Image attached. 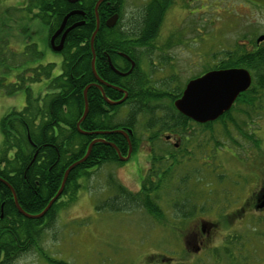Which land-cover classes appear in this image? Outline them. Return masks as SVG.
I'll return each mask as SVG.
<instances>
[{"label":"rangeland","instance_id":"1","mask_svg":"<svg viewBox=\"0 0 264 264\" xmlns=\"http://www.w3.org/2000/svg\"><path fill=\"white\" fill-rule=\"evenodd\" d=\"M15 1L0 0V24L6 23V28L0 25L3 27L0 34V120L10 110L20 109L25 103L24 91L12 96L5 92L7 85L12 84L7 75L13 73L17 76L25 66V58L20 56L21 44L28 41L25 35L31 36L42 48L44 62L59 63L57 53L49 48L47 27L37 20H30L35 11L26 15L21 9L27 0ZM138 1L122 0L123 23L137 11ZM225 1L218 3L216 9L206 10L202 6L199 18L188 20H181L185 12L164 6L160 28L164 39L159 47H166L162 53L156 54L166 56L170 63L167 73L161 75L162 79L167 75L174 79L169 90H165L167 93L173 94L189 79L216 65L217 59L223 57L222 52L240 44L250 50V42L264 36V10L256 11L238 2L230 5L229 0ZM16 32L20 42L13 38ZM171 34H174L172 39L168 37ZM35 63L29 64L36 66ZM13 75L15 80L17 77ZM30 89L33 95L39 91L41 96L44 92L39 85H32ZM168 103L167 100L160 101L164 106ZM258 106L260 111L249 110V119L234 112L231 114L242 129L227 124L225 131L219 125L210 131H200V143L192 142L191 147L198 146L194 149L196 158L188 161L189 153H185L186 157L173 159L179 164L174 166L178 180L174 179L170 185L159 187L155 192H148L157 206L165 211L175 202L171 189H179L185 196L192 195V199L185 201L188 208L191 205L190 209H195L191 217L182 222H189L187 225H180L181 220H173L168 212L165 214L167 218L163 216L156 221L141 208L122 212L95 210L96 205L101 206L116 194L114 187H122L129 194L141 190L139 179L147 165L143 153L140 162L137 154H133L128 162L106 163L88 178L78 180L80 187L76 199L59 208L53 224L42 234L39 249L24 253L16 264H264V221L256 215L246 219L247 222L244 220L243 224V219L238 220L239 213H229L240 207L261 182L255 178L254 164H264V98ZM144 126L145 121L141 118L134 128L140 146L145 142ZM209 139L212 145L207 153ZM256 141L260 152L254 148ZM1 142L0 135V148ZM143 150L145 146L139 148V151ZM158 154L163 152L158 151ZM111 203L113 207L123 204ZM125 206L129 207L127 203ZM200 219L215 220L219 227L211 236L208 248H202L199 253L184 251V241L189 240L192 245L189 239L195 230L192 228L194 224L199 225Z\"/></svg>","mask_w":264,"mask_h":264},{"label":"trees","instance_id":"2","mask_svg":"<svg viewBox=\"0 0 264 264\" xmlns=\"http://www.w3.org/2000/svg\"><path fill=\"white\" fill-rule=\"evenodd\" d=\"M97 2L98 0H77L73 4L67 0H27L25 2L23 11L26 15L35 11L30 20H37L48 27L47 40L70 12L79 11L82 15H70L67 19L68 25L80 22L83 24L67 32L64 48L60 54H57L58 65L52 61L44 62L42 48L38 47V43L32 40L31 36L25 35L24 37L28 36L26 37L28 41L21 44L23 46H21L20 54L25 58L23 60L25 66L19 70V75L14 76L13 73L7 75L11 77L12 84H8V88H5L6 94L12 96L21 90L26 95L22 108L10 110L0 120L2 138L0 148V264H16L24 253L31 249H39L42 234L53 224L59 208L66 207L76 199L80 187L78 180L88 178L101 165L118 162L116 151L109 143L124 153L126 140L122 136L110 134L102 136V132L125 127L135 136V124L141 118L148 119L145 121L144 131L149 127L154 128L157 124L160 132L165 131L172 121L176 128L181 124L184 128H188L187 122L193 123L179 114L173 106V101L180 95L181 88H176L173 94L167 95L166 100L169 103L164 106L160 104V101L165 94L144 91L148 87L143 79L138 81L137 78L134 82L131 78L132 82L128 86H131V91L136 93L137 102L131 106L128 117L120 121L114 120L115 118L110 114L118 108L106 106L108 103L101 97L99 90L94 87L88 88V85L94 81V73L110 81L119 80L115 73L111 75L103 72L107 66L106 63L104 64L105 57L102 51L110 52L116 49L120 53L128 54L129 48L134 47L138 50L142 49L143 53H148L155 49L165 50L166 47H159L163 42L158 36L165 7L149 3L141 8L137 18L132 22L133 27H128L127 30L122 31L119 28L123 26H117L111 30L102 28L105 19H101V26H98L91 48L90 39L96 29L94 7ZM102 8L105 13L108 10L104 4L99 5L97 7L99 15ZM0 25L5 27L6 23L2 22ZM2 30L3 27L0 28V34ZM18 36L16 32L13 38L16 37L18 40ZM166 45L170 46L168 43ZM249 45L250 50L244 44H240L235 45L232 50L222 52L223 57L217 59L212 69L244 68L252 76L250 88L242 93L231 109L217 120L200 124L203 125L202 129L210 130L219 125L221 130H224L227 129V124L233 128L242 129L233 120L235 118H231V114L234 112L237 116L243 115L241 118L245 116L247 117L245 119H249V110L260 111L258 105L264 98V42L259 45L250 42ZM91 50L96 56L94 61ZM92 61L94 73L91 68ZM32 62L33 64L36 62L34 68L29 64ZM56 67H59V71L53 75ZM12 75L17 78L14 80ZM171 84L170 80V83L163 84L158 89L160 91L169 90ZM32 85H39L44 91L43 94L38 95L40 94L38 91L33 95L30 89ZM85 88H87V113L77 127L84 112L83 92ZM111 93L120 95L118 92ZM104 94L109 100L108 90H105ZM125 135L127 136L128 133ZM100 137L104 138V143H94L87 159L70 171L61 195L43 217L29 219L17 211L11 190L23 212L28 215L41 213L58 192L66 169L82 159L89 144ZM254 148L260 152L257 141ZM190 157V159L187 158L188 161L196 158L195 156ZM161 159L162 157L158 156L152 160L155 164L152 168H156L159 173L164 165ZM150 176L160 178L151 181ZM165 177L166 175L154 172L147 173L141 183V190L136 194H129L122 187H114L116 194L101 206L96 205L95 210L107 209L112 212H122L127 209L141 208L156 221L163 216L167 218L148 193L151 190L155 192L164 185V187L168 186L164 180ZM171 192L177 196L179 189H171ZM64 199H66L65 202H62ZM174 201L172 207L175 210L181 207L180 204H184L183 200L175 199ZM111 202L114 204L123 202V204L113 207ZM126 203L127 206L129 205L128 208L125 206ZM188 210L187 213L186 209L185 212L175 211L172 219L181 220L180 225H182L184 220L191 217L195 209L189 207Z\"/></svg>","mask_w":264,"mask_h":264},{"label":"flooded vegetation","instance_id":"3","mask_svg":"<svg viewBox=\"0 0 264 264\" xmlns=\"http://www.w3.org/2000/svg\"><path fill=\"white\" fill-rule=\"evenodd\" d=\"M67 1L71 4L76 2L73 0H67ZM11 2L16 3L15 0H11ZM17 2H18V0H17ZM123 2H122V0H102L98 4V7H99V5L104 4V7H107L108 10H106V13H105L104 8H102L100 15L97 13V19H96L95 11H94L95 26H96V24H98V26L100 27L101 26L100 20L105 19L103 22L102 28L104 27L107 30H111L117 26L118 27L123 26V27H119V28L122 31L127 30L128 27H133L132 22H134L135 21L134 19L137 18L136 16L141 11V8L143 6L149 4V3H151V4L155 3V4L163 5V6H166L169 10L175 9V10L180 11V13L185 12V16L184 17L181 16L182 17L181 20H185V19L188 20V19H192L195 17L199 18V14H200L199 12H200V8L202 6H204L203 9H206V10H210L212 8L216 9L218 3H225L226 1L225 0H217V1H215V0H139L138 1V2H140L139 8L138 9L136 8L137 11H135L133 14H131L129 16L130 20H128L126 23L122 22ZM143 2H144V4H142ZM234 2L241 3L247 7H252L256 11L257 10H264L263 7L257 6V5L251 3L247 0H235V1L229 0L230 5H233ZM23 8H24V6L21 9H23ZM171 13H174V11ZM113 16H117L116 23L114 24V26L108 27L106 25V22L109 18H111ZM67 19L65 20V23H64L62 30L57 34V36L55 37L52 44L50 43V38L61 27L64 18L60 22V24L50 34L49 40H48L50 49L53 50V48H58L60 46V43H61V40H62V37H63L65 31L69 28H72L73 26H75L77 24V23H73V24L68 25ZM73 28H75V27H73ZM67 34L68 33H66L63 37V43L61 45L60 51L56 52L53 50L55 53L60 54L62 52V50L64 48L65 39H66ZM104 34H106V33H104ZM106 35H108V34H106ZM173 35L171 34L168 37H170L172 39ZM158 36H159V39H161V40L164 39V38H162V35L160 34V32H159ZM256 40H255V43H256ZM263 42L264 41H261V42L256 43V44L259 45ZM156 52L162 53V50L155 49V50H152L151 52H148V53L144 52L143 53L142 49L138 50L134 47H131L128 50V54L127 53L126 54L120 53L116 49H113L110 52L102 51V54L105 57L104 64L106 63L105 65L107 66L106 68H104L103 72H107V74H111V75H112V73L113 74L115 73L119 77L118 78L119 80L110 81V80L102 77V75H98V76L93 75L94 81L88 85V88L94 87V88L98 89L100 92V95L103 99L105 97V94H104L105 90H108V93H109L108 95L110 96L109 101L112 103H117V102L119 103V104H114V105H111V104L106 105V106H109L111 108H114V107L118 108L117 111L110 113L115 118L114 120L120 121L121 119H125L126 117H128V115L130 113L131 106L137 102V97H135L136 93H133L131 91V86H128V84L132 82V81H130L131 78L134 82L137 80V78H138V81H142V79H143V82L146 84V87H148L144 91H149V92H152L155 94L160 93L161 95L165 94V96H163V98L161 100L162 101L166 100L167 95H169V93H167L165 90L160 91L158 89V87L163 85V84L170 83V80L172 82L174 79L170 78L169 75H167V74H166L167 75L166 78H164V79L161 78L162 73H167L170 63L168 62L169 60L166 58V56L156 54ZM95 59H96V56H95L94 51H93V61ZM58 64H56V65H58ZM214 66L215 65L207 67L197 77H200L207 72L216 70V69H212ZM34 67L35 66H33V68ZM57 71H59V67L55 68V70L53 71V75H55L57 73ZM197 77L189 79L185 83V85L190 80L195 79ZM185 85H184V87H185ZM184 87L181 88L180 95L176 99H178L181 96V93H182ZM111 92H118L120 95L112 94ZM174 101H173V103H174ZM176 117H177V115H176ZM142 120L147 121L148 119L146 118V119H142ZM137 124L138 123H136L135 126ZM169 124L170 125L167 127V129L165 131H162V132L159 131V125L158 124L155 125L154 128L149 127L148 129L143 131L144 132L143 135L145 136V142L143 145L142 144L141 145L145 146V151L144 150L139 151V148L142 146H140L137 138H135V136L133 135L132 132H130V134H128L126 137L123 136L122 134L118 133L121 131H124L125 134L127 133L128 128H125L124 126H123L124 128H116L114 130L102 132V133H107V134H102V136H106V135L110 134V135H114V136H122L126 140V149H125V151H123L124 153L118 151L114 145L112 147V148H114L115 151H117L119 153L120 157L123 159V160H120L118 158V155H117L118 163L128 162L133 154H137L138 161L140 162V160H141L140 155L143 156V154H144V156H145L144 160H145L147 167L145 168V171H144V168L142 169L144 171V173H143V175L140 176L139 185H141V183L144 181L147 173H153V172L155 174L158 173L159 175H166L164 180L167 182V185H170L174 181V179H177V178H175V174H174V172L177 170H174L176 168L174 166L179 165V164H176V162H173V159L176 160L180 156L186 157L185 153H189V156H187V158H189V159L191 158L190 157L191 155L195 156L196 152L194 151V149L198 148V146L193 145V148L191 149L192 142H194V144H195V142L200 143V141H199L200 131L206 132V131H210L212 129H210V130H206L205 128L202 129L201 126H203V125H200L199 123H195V122H193V123L187 122V124L189 126L188 128H184L182 124L178 128H176L173 121L170 122ZM96 139L101 140L104 143L103 137L96 138ZM211 145H212L211 139H209L208 146L206 145V147L207 148L211 147ZM206 147H204V148H206ZM158 151L163 152V154H158ZM117 152H116V154H117ZM206 152L209 153L210 149L208 148L206 150ZM158 156L162 157L161 162L164 164L163 168L165 167V169L161 170L160 173L157 171L156 168L155 169L152 168V165L155 166V164L152 162V160ZM254 166H255L254 169L257 170L256 171L257 175L254 174L255 178H256V180L260 179L261 182L255 188V190L253 192H251V194H250L251 196H248L246 199H244L242 201L240 207L235 208L234 210L232 209L229 212V213H235V212L239 213L240 216L238 217V220L243 219V224L246 221V219L249 220V218L251 216L255 217L256 215H258V217L260 216L259 217L261 219L260 221H264V164H261V163L257 164L256 163V164H254ZM158 168H159V166H158ZM159 178L160 177H158V178H155L153 176L149 177V179L151 181H155L156 179H159ZM175 184H177V182ZM191 197H192V195L190 196L187 194L185 196L183 193L179 192V194H177V196H173L172 200H175V199L181 200V201L183 200L184 204H180L181 207L178 210H175L173 207H170V209H168L169 208L168 207V208H166V210L168 209V211H165L162 209L161 212L164 215L168 212V215L172 216L173 214H175V211L182 212L186 209V213H187L189 211L188 210L189 205H188V203L185 204V201H187L188 198L192 199ZM190 207H191V205H190ZM186 223L188 224L189 222H186ZM187 224L184 223L182 225H187ZM193 226L194 227L192 229L195 228V230L193 231L194 233L189 238L190 240H192L191 241L192 245L189 242V240L188 241L185 240L184 241V243H185L184 251H186V249H187V250H190L189 252H198V251L202 250V248H208L207 246H208L209 240H211V236H213L216 233L217 228L219 227V224L217 223V221L200 219L199 225L194 224ZM198 226H199V228H197ZM263 244H264V242H263ZM166 259L170 260V258H167V257H166Z\"/></svg>","mask_w":264,"mask_h":264},{"label":"water","instance_id":"4","mask_svg":"<svg viewBox=\"0 0 264 264\" xmlns=\"http://www.w3.org/2000/svg\"><path fill=\"white\" fill-rule=\"evenodd\" d=\"M77 1V0H73ZM102 0L98 1L94 7L95 11V16L97 19V7L98 4ZM257 6L263 7L264 8V0H247ZM73 14H79L82 15V12L79 11H73L70 12L68 15L65 16L61 27L57 30V32L51 37L50 43L52 44L55 37L57 34L62 30L65 20ZM117 16H113L109 18L106 22V25L108 27L114 26L116 23ZM83 23H78L73 27L82 25ZM72 27V28H73ZM72 28H69L65 31L64 35ZM98 30V24H96V29L94 33L91 36L90 39V46L92 48V43L94 36ZM63 35V37H64ZM63 37L60 43V46L58 48H53L54 51L58 52L61 49V45L63 43ZM261 41H264V36H260L257 38L256 43H259ZM92 51V50H91ZM91 68L94 73V66H93V61L91 63ZM94 76L95 73H94ZM251 84V76L250 73L243 69V68H229V69H223V70H214L207 72L203 74L200 77H197L195 79L190 80L186 85L184 90L181 93V96L174 101V108L178 113L181 115L185 116L186 118L199 123V124H205L208 122H213L217 120L219 117H221L224 113L228 112L236 99L244 92H246ZM86 91L87 88H85L83 92V100H84V112L79 120L78 125L80 122L85 118L86 113H87V101H86ZM104 100L111 105L114 104H119L117 103H112L109 100H107L104 97ZM122 134L123 136L126 137L125 133L123 131L118 132ZM130 133V131H128ZM101 134H107V133H101ZM102 142L101 140H94L92 141L87 150L85 155L83 156L82 159L79 161L73 163L71 166H69L66 171L64 172L63 179L60 185V188L58 192L55 194V196L49 201L47 206L43 209V211L37 215H28L25 212H23L20 207L17 204L15 195L12 192L13 200L15 207L17 211L22 214L24 217L29 218V219H39L43 217V215L49 210V208L52 206V204L59 198L61 195V192L63 190L66 178L70 171L78 166L79 164L83 163L91 150V147L94 143ZM113 147L112 144H109ZM117 152V151H116ZM118 158L120 160H123L119 153L117 152Z\"/></svg>","mask_w":264,"mask_h":264}]
</instances>
